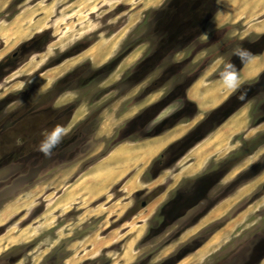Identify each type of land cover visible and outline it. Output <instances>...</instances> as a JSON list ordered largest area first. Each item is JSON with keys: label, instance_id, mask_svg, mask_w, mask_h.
<instances>
[{"label": "rangeland", "instance_id": "rangeland-1", "mask_svg": "<svg viewBox=\"0 0 264 264\" xmlns=\"http://www.w3.org/2000/svg\"><path fill=\"white\" fill-rule=\"evenodd\" d=\"M198 1L0 0V264H264V0Z\"/></svg>", "mask_w": 264, "mask_h": 264}, {"label": "bare ground", "instance_id": "bare-ground-1", "mask_svg": "<svg viewBox=\"0 0 264 264\" xmlns=\"http://www.w3.org/2000/svg\"><path fill=\"white\" fill-rule=\"evenodd\" d=\"M237 3V2H236ZM262 0H244L241 1L239 3V5L235 8L237 9L238 7H243V9H240V12L236 14L235 16V20L237 18H243L246 20H250L252 18H254V16L257 15L258 11L260 10V8L262 7ZM230 8V6H229ZM234 9V10H235ZM264 10V9H263ZM263 12V11H262ZM262 14V13H261ZM264 19V18H263ZM254 27V26H253ZM252 27V28H253ZM251 28V27H250ZM258 30L259 32L264 33V20L261 21L260 25L258 26ZM247 64L245 65V72H246V76L247 77H251L256 75L257 73H259V71L261 69L264 68V53L261 57V59H255L254 57L251 58L250 60H248L246 62ZM200 92V91H199ZM201 96V95H200ZM191 98V97H190ZM196 99L194 100V102H196L199 106L202 104V101L200 100L201 97H195ZM210 147V146H209ZM192 156H194L197 160V163L195 165H192L191 167L187 168V170L185 171V175H192L193 173H195L197 171V169L199 168L201 162H203V159L206 157V152L203 151L202 148L194 151L192 153ZM133 186H130L129 191L132 189ZM133 192V191H132ZM118 206V205H117ZM115 208V207H114ZM118 211V210H117ZM120 211V210H119ZM27 235L25 234L24 231L20 232V234H18L16 237L11 236L9 238L8 243H14L17 242L20 239H24L23 237H26ZM32 236V235H31ZM87 244H91L93 242V237L91 234H89L87 236V238L84 240ZM97 241V240H95ZM100 244L105 245L106 241L103 240L102 242H100ZM93 246V244L91 245ZM129 253V252H128ZM126 255V254H125ZM127 256V255H126ZM71 259H67L66 263H68ZM73 261V260H72ZM75 262V261H74Z\"/></svg>", "mask_w": 264, "mask_h": 264}, {"label": "flooded vegetation", "instance_id": "flooded-vegetation-1", "mask_svg": "<svg viewBox=\"0 0 264 264\" xmlns=\"http://www.w3.org/2000/svg\"><path fill=\"white\" fill-rule=\"evenodd\" d=\"M198 3L200 4V2L198 1V0H195V6H194V8L196 9L197 7V9H196V13L198 14H200L201 12H203V9L201 8V7H199L198 6ZM219 0H213V7L215 8V14H217V13H219V10H220V8H219ZM194 12V13H195ZM189 13V12H188ZM251 58H253V57H249L245 62H247L248 60H250ZM246 64V63H245ZM264 72V68L255 76V78L258 76V77H260L259 78V80H257V81H255V83L253 84V87H251L250 89H249V92H248V94L245 96V98H249L253 93L255 94V93H257V92H264V78H263V75H262V73ZM261 75V76H260ZM233 91V90H232ZM231 91V92H232ZM230 92V93H231ZM229 93V94H230ZM228 94V95H229ZM227 95V96H228ZM226 96V97H227ZM225 97V98H226ZM224 98V99H225ZM223 101V100H222ZM221 101V102H222ZM220 102V103H221ZM220 103L218 104V105H220ZM218 105L216 106V107H214L213 109H215V108H217L218 107ZM212 109V110H213ZM261 137H264V136H261ZM160 153V152H159ZM158 153V154H159ZM157 154V155H158Z\"/></svg>", "mask_w": 264, "mask_h": 264}, {"label": "clouds", "instance_id": "clouds-1", "mask_svg": "<svg viewBox=\"0 0 264 264\" xmlns=\"http://www.w3.org/2000/svg\"><path fill=\"white\" fill-rule=\"evenodd\" d=\"M242 52L243 50H241V52H237V53H234L235 55H238V56H241L242 57ZM234 80H235V77L233 75L232 77V83L230 84V86L232 87H235V83H234ZM60 132H61V129L59 127H57L51 134V140H52V143L50 144H46L44 145V150L45 151H50L53 147H55V145L59 142V139H60Z\"/></svg>", "mask_w": 264, "mask_h": 264}, {"label": "crops", "instance_id": "crops-1", "mask_svg": "<svg viewBox=\"0 0 264 264\" xmlns=\"http://www.w3.org/2000/svg\"><path fill=\"white\" fill-rule=\"evenodd\" d=\"M259 25H260V24H258V25H257L256 27H254V28H255V29H258V26H259ZM255 31H256V33H262V32H259L258 30H255ZM134 147L144 148L145 146H142V147H141V146H134ZM129 150H130V149H129ZM108 158H109V157H108ZM108 158H107V159H108ZM122 160H123V159H122ZM107 161H108V160H107ZM115 162L118 164L119 161H115ZM112 166H113V165H112Z\"/></svg>", "mask_w": 264, "mask_h": 264}, {"label": "water", "instance_id": "water-1", "mask_svg": "<svg viewBox=\"0 0 264 264\" xmlns=\"http://www.w3.org/2000/svg\"><path fill=\"white\" fill-rule=\"evenodd\" d=\"M244 62H245V61H244ZM244 62L242 63L240 69L244 66V64H245ZM144 205H145V204L143 203V206H144Z\"/></svg>", "mask_w": 264, "mask_h": 264}]
</instances>
